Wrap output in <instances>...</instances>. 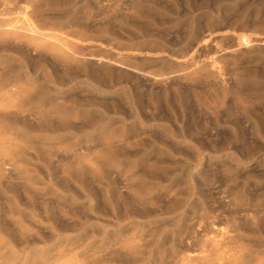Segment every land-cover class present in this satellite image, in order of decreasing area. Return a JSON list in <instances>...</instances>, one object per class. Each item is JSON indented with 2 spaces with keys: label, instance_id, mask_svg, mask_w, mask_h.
Segmentation results:
<instances>
[{
  "label": "rangeland",
  "instance_id": "obj_1",
  "mask_svg": "<svg viewBox=\"0 0 264 264\" xmlns=\"http://www.w3.org/2000/svg\"><path fill=\"white\" fill-rule=\"evenodd\" d=\"M243 34L264 38V0H0V142H24L0 254L264 264V46L229 54ZM113 238L152 255L95 254Z\"/></svg>",
  "mask_w": 264,
  "mask_h": 264
},
{
  "label": "bare ground",
  "instance_id": "obj_2",
  "mask_svg": "<svg viewBox=\"0 0 264 264\" xmlns=\"http://www.w3.org/2000/svg\"><path fill=\"white\" fill-rule=\"evenodd\" d=\"M22 19L23 29L29 34L27 37L42 35L28 16ZM5 35H9L15 39L22 36L14 30L5 33ZM56 39L63 41L61 38L56 37ZM259 46H264V38H257L253 34H243L235 38L233 46L228 48L227 51L231 55H235L236 53H249L251 49ZM92 63L99 65L102 70H108L114 66L104 59H93ZM22 95H24V93H22ZM14 100L15 99L10 103L14 102ZM23 144L24 142L19 138H15L9 142H0V173L6 174L10 169L16 168L19 159L15 158L14 155L22 149ZM140 241V238H113L111 240L102 241L99 245H95L94 251L95 254H99L113 247L116 249V251L110 255L113 260H119L123 257L126 261H142L143 258L145 259L147 256H151L152 253L149 252L148 255H146V252L142 250ZM180 251V246L175 247L173 245L169 249L157 248L153 254L155 255V259L152 264H169L171 258L177 259L173 264L198 263L207 258L202 246L201 252L192 254L191 256L181 257ZM85 260L86 256L83 252L74 250L70 252L62 250L51 256L39 252L35 253L34 257L27 261H21L11 253L0 254V264H85ZM218 260L221 261L220 256Z\"/></svg>",
  "mask_w": 264,
  "mask_h": 264
}]
</instances>
